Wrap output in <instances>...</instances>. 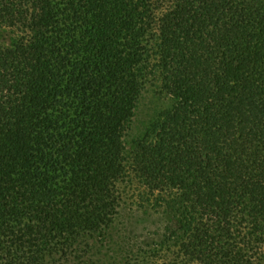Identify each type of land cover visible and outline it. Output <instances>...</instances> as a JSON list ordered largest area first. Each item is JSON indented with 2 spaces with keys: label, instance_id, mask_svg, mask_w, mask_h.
I'll return each mask as SVG.
<instances>
[{
  "label": "trees",
  "instance_id": "16d2710c",
  "mask_svg": "<svg viewBox=\"0 0 264 264\" xmlns=\"http://www.w3.org/2000/svg\"><path fill=\"white\" fill-rule=\"evenodd\" d=\"M0 264H264V0H0Z\"/></svg>",
  "mask_w": 264,
  "mask_h": 264
},
{
  "label": "rangeland",
  "instance_id": "374dc122",
  "mask_svg": "<svg viewBox=\"0 0 264 264\" xmlns=\"http://www.w3.org/2000/svg\"><path fill=\"white\" fill-rule=\"evenodd\" d=\"M132 210H134V213L131 212ZM132 210L125 211L122 218L123 222L118 226L119 229L115 240H124L128 243L129 249L134 248V250L138 251L139 249H145L147 245H152L154 242L160 240L161 235L164 232L163 225H165L166 222L163 218H159L158 216L149 217V214H153L150 210H148L149 213L146 215L138 207L134 206L132 207ZM138 218L148 220L146 221L147 224H137L136 221ZM156 220L158 224L149 228Z\"/></svg>",
  "mask_w": 264,
  "mask_h": 264
}]
</instances>
